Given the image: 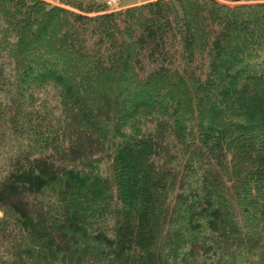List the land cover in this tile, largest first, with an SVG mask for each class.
<instances>
[{
    "label": "trees",
    "instance_id": "obj_1",
    "mask_svg": "<svg viewBox=\"0 0 264 264\" xmlns=\"http://www.w3.org/2000/svg\"><path fill=\"white\" fill-rule=\"evenodd\" d=\"M67 1L0 0V264H264V1Z\"/></svg>",
    "mask_w": 264,
    "mask_h": 264
},
{
    "label": "rangeland",
    "instance_id": "obj_2",
    "mask_svg": "<svg viewBox=\"0 0 264 264\" xmlns=\"http://www.w3.org/2000/svg\"><path fill=\"white\" fill-rule=\"evenodd\" d=\"M45 1H47L51 5H60V6L68 8V9H72V10H75V11H80V8H78L77 5L72 4V3L68 2L67 0H45ZM80 1H82V3H83V1L87 2V1H90V0H80ZM98 1H101V3L102 2L104 3V0H98ZM122 1H132V0H122ZM219 1L225 2V3L230 4V5H237V4H243V3L261 2V1H264V0H256V1H252V0L251 1L250 0H241V1L240 0L239 1H237V0H219ZM146 2H148V1H146V0H136L133 5L142 4V3H146ZM120 5H121V2H120ZM130 6H132V5H130ZM127 7H129V6H126V7H121L120 6L118 9L110 10V9L107 8V6L105 4V6H103V9L104 10H108V11H117V10H120V9H125ZM96 13H100V12L99 11L98 12H92L90 14L94 15Z\"/></svg>",
    "mask_w": 264,
    "mask_h": 264
},
{
    "label": "built area",
    "instance_id": "obj_3",
    "mask_svg": "<svg viewBox=\"0 0 264 264\" xmlns=\"http://www.w3.org/2000/svg\"><path fill=\"white\" fill-rule=\"evenodd\" d=\"M104 3L106 4L107 8L110 10L118 9L120 5V0H104Z\"/></svg>",
    "mask_w": 264,
    "mask_h": 264
},
{
    "label": "crops",
    "instance_id": "obj_4",
    "mask_svg": "<svg viewBox=\"0 0 264 264\" xmlns=\"http://www.w3.org/2000/svg\"><path fill=\"white\" fill-rule=\"evenodd\" d=\"M136 0H132V1H122L120 0L121 2V7H126V6H130V5H133L135 3ZM146 1H149V0H146ZM239 1V0H237ZM241 1V0H240ZM251 1V0H250ZM252 1H256V0H252Z\"/></svg>",
    "mask_w": 264,
    "mask_h": 264
}]
</instances>
